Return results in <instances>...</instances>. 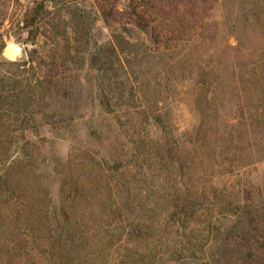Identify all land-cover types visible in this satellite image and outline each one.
<instances>
[{
    "label": "rangeland",
    "instance_id": "1",
    "mask_svg": "<svg viewBox=\"0 0 264 264\" xmlns=\"http://www.w3.org/2000/svg\"><path fill=\"white\" fill-rule=\"evenodd\" d=\"M40 2L46 10L37 13ZM68 46L77 58L39 100L33 131L7 133L0 147V168L14 155L10 171L22 179L14 213L51 218L66 201L63 177L75 173L129 201L128 225L165 217L171 184L189 175L223 191L252 178L264 192V0H0V75L45 80ZM118 55L131 61L133 83H122ZM145 95L162 100L178 142L171 161L162 147L169 132L139 112ZM92 206L85 215L100 229ZM48 230L0 228V264H24L26 245L39 264H52ZM213 243L191 264H214Z\"/></svg>",
    "mask_w": 264,
    "mask_h": 264
},
{
    "label": "trees",
    "instance_id": "2",
    "mask_svg": "<svg viewBox=\"0 0 264 264\" xmlns=\"http://www.w3.org/2000/svg\"><path fill=\"white\" fill-rule=\"evenodd\" d=\"M35 10L39 11L37 13L44 12L46 2L38 3ZM76 32H81L79 25ZM1 36L4 38V34ZM69 46L63 48L61 55L53 56L45 80L24 82L18 77L0 75L2 149L7 133L13 137L15 131L23 129L25 137L28 131H33L36 126L35 108L39 100L53 95L59 84L58 78L64 76L60 67L67 66L77 58ZM100 53L93 57L96 61L101 60ZM117 58L122 62L119 66L127 77L122 83H133L132 75L127 70L131 61L122 60V55ZM145 96L139 112L147 120L152 118L163 128V133L169 132L162 147L171 161L178 142L172 136L174 131L169 129L170 123L159 110L162 100L158 99L155 103ZM6 160L0 168V228L19 229L24 226L26 229H49L47 234L51 247L55 249L52 264H191L192 256L213 242L214 264H264V192L262 185L252 178L241 183L240 191H223L209 181L198 183L192 179L194 175H189L190 181L181 185L178 182L171 184V197L161 210L165 217L156 221L147 216L128 225L124 215L129 201L123 205L109 182L105 183V187L100 180L76 173L63 177L60 189L66 201L51 209L54 215L51 218L48 215L50 219L46 215L48 212L35 211L29 215V212L20 215L14 213L15 207L10 202L20 190L17 182L20 183L22 179L17 176L19 174L10 171L17 165L16 161H12L14 155H8ZM184 165L181 167L183 170ZM211 198L214 202L217 199L214 207L207 204ZM88 203L93 212L95 208L92 203L98 207L96 212L100 214V219H96L95 224L100 225V229H91L89 225L94 220L85 215ZM216 204H220L219 209ZM203 224L204 227H198ZM198 229H207V234L197 232L195 237ZM4 242L7 243V240ZM24 248L27 254L22 258L24 264H39L31 249H27V245Z\"/></svg>",
    "mask_w": 264,
    "mask_h": 264
}]
</instances>
